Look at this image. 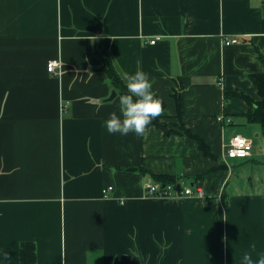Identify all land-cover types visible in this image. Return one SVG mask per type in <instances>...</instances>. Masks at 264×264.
I'll return each instance as SVG.
<instances>
[{
    "label": "crops",
    "instance_id": "0c3cea01",
    "mask_svg": "<svg viewBox=\"0 0 264 264\" xmlns=\"http://www.w3.org/2000/svg\"><path fill=\"white\" fill-rule=\"evenodd\" d=\"M100 51L122 76L147 72L162 119L214 158L179 128L107 132L120 92ZM263 72L264 0H0V264H20L22 242L35 244V264L264 254V124L248 123L250 103L234 95L259 101L250 74ZM236 134L260 150L224 159ZM165 174L204 197H146Z\"/></svg>",
    "mask_w": 264,
    "mask_h": 264
},
{
    "label": "clouds",
    "instance_id": "9594fccd",
    "mask_svg": "<svg viewBox=\"0 0 264 264\" xmlns=\"http://www.w3.org/2000/svg\"><path fill=\"white\" fill-rule=\"evenodd\" d=\"M127 92L118 97V112L112 111L104 121L107 132L127 135L135 133L138 137L146 134L155 126V122L164 115L160 100L155 99L153 82L149 74L139 68L133 73L125 72ZM243 264H264V254L253 260L245 252Z\"/></svg>",
    "mask_w": 264,
    "mask_h": 264
},
{
    "label": "trees",
    "instance_id": "16d2710c",
    "mask_svg": "<svg viewBox=\"0 0 264 264\" xmlns=\"http://www.w3.org/2000/svg\"><path fill=\"white\" fill-rule=\"evenodd\" d=\"M98 57L104 61L103 70L109 75L112 83L114 84L115 89H119L120 95L125 94L127 92L126 81L123 79V76L117 71L113 64V60L111 56L106 52H97ZM250 79L253 85L256 86L259 101H254L247 95L243 94V92H235L245 100L250 103V107L248 111L243 114L248 123H259L264 124V72L263 73H253L250 74ZM233 95V94H232ZM180 104L178 103V113H180ZM179 116V115H178ZM180 117V116H179ZM155 126L166 134H172L178 132V128L182 129V131L191 139H194L199 145L200 149L204 153L205 156H211L214 158L212 154L211 148L208 144L204 142V140L198 135L194 134L189 129L182 126V124L174 125L170 122H166V119H161L155 122ZM177 129V130H175ZM155 180L159 181L162 184L165 183H177L180 178L175 177L174 175L165 174V175H154ZM36 262V252H35V244L33 242H22L20 247V264H35Z\"/></svg>",
    "mask_w": 264,
    "mask_h": 264
},
{
    "label": "built area",
    "instance_id": "2783aa9c",
    "mask_svg": "<svg viewBox=\"0 0 264 264\" xmlns=\"http://www.w3.org/2000/svg\"><path fill=\"white\" fill-rule=\"evenodd\" d=\"M158 39L159 37L151 40L150 43L154 44ZM223 43H225V45H233L234 43H237V39H227ZM59 64L60 63L57 61H50L47 70L51 73L56 74L55 70L57 67H59ZM224 118L225 116L221 115L218 117L217 120L221 122V120H223ZM228 144L229 145L225 148L224 151V159H237L249 157L254 147L252 139L250 140L248 138H245L240 134H236L235 136H233ZM177 186L179 187L177 188ZM144 188L146 190V197L180 198L194 196L195 194L200 197H204L205 195L202 189H194L189 185V183H184L180 180L177 183L162 184L151 179L145 184ZM109 190H112V186H108L106 189H104V194H107Z\"/></svg>",
    "mask_w": 264,
    "mask_h": 264
},
{
    "label": "rangeland",
    "instance_id": "374dc122",
    "mask_svg": "<svg viewBox=\"0 0 264 264\" xmlns=\"http://www.w3.org/2000/svg\"><path fill=\"white\" fill-rule=\"evenodd\" d=\"M254 140H255V137H254ZM260 149H259V143L255 142L254 144V148L251 152H258ZM263 164L261 165V167H257V172H258V177H259V180L262 184H264V157H261L259 159Z\"/></svg>",
    "mask_w": 264,
    "mask_h": 264
},
{
    "label": "water",
    "instance_id": "95a60500",
    "mask_svg": "<svg viewBox=\"0 0 264 264\" xmlns=\"http://www.w3.org/2000/svg\"><path fill=\"white\" fill-rule=\"evenodd\" d=\"M116 94H117L116 91H113L108 99H109V100L113 99V98L116 96ZM178 187H179V186H177V188H178Z\"/></svg>",
    "mask_w": 264,
    "mask_h": 264
}]
</instances>
